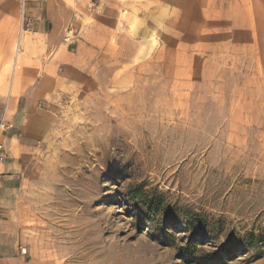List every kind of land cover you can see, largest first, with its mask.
<instances>
[{
	"label": "rangeland",
	"instance_id": "1",
	"mask_svg": "<svg viewBox=\"0 0 264 264\" xmlns=\"http://www.w3.org/2000/svg\"><path fill=\"white\" fill-rule=\"evenodd\" d=\"M14 12L22 264H264V0H0Z\"/></svg>",
	"mask_w": 264,
	"mask_h": 264
},
{
	"label": "crops",
	"instance_id": "2",
	"mask_svg": "<svg viewBox=\"0 0 264 264\" xmlns=\"http://www.w3.org/2000/svg\"><path fill=\"white\" fill-rule=\"evenodd\" d=\"M16 30L17 19L15 12L14 14H11L8 20H4L0 17V68H6L11 61L8 45H10L11 41L13 40ZM15 50L16 54L14 64H12V69L13 66L18 62V57L20 56L17 46L15 47ZM7 84L8 83L4 78V80H2V83H0L3 90H6ZM32 84L33 82L31 81L27 83L25 87L21 86L22 88H19V86H17L11 91L9 104L12 116L16 113L18 100L20 99L21 95L26 89H29ZM18 136L19 135H17V133L9 134L8 145L11 152L10 159L16 157L17 155H20V152L24 147V144L19 141ZM15 163L16 161H14V163L7 162L2 170L3 175L0 181V264H22L21 257L19 256L14 244L12 243V240L10 239L9 235L6 234V221L3 220L4 214H7L8 209L11 207L10 198L17 187V184L13 181L12 176V169L14 168Z\"/></svg>",
	"mask_w": 264,
	"mask_h": 264
},
{
	"label": "built area",
	"instance_id": "3",
	"mask_svg": "<svg viewBox=\"0 0 264 264\" xmlns=\"http://www.w3.org/2000/svg\"><path fill=\"white\" fill-rule=\"evenodd\" d=\"M7 129H9V126H7L3 120H0V181H1V177L3 175V168L7 163L8 160V152L6 149V145L4 140H2L1 134L3 131H6Z\"/></svg>",
	"mask_w": 264,
	"mask_h": 264
},
{
	"label": "trees",
	"instance_id": "4",
	"mask_svg": "<svg viewBox=\"0 0 264 264\" xmlns=\"http://www.w3.org/2000/svg\"><path fill=\"white\" fill-rule=\"evenodd\" d=\"M222 252H223V251H222ZM222 252H221V253H222Z\"/></svg>",
	"mask_w": 264,
	"mask_h": 264
}]
</instances>
